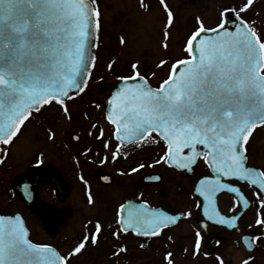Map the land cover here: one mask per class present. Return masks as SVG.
<instances>
[{
  "label": "snow or ice",
  "instance_id": "6c2138e0",
  "mask_svg": "<svg viewBox=\"0 0 264 264\" xmlns=\"http://www.w3.org/2000/svg\"><path fill=\"white\" fill-rule=\"evenodd\" d=\"M253 3L254 0H244L238 10L225 9L215 28H205L197 18L199 26L185 43L187 58L175 60L157 87L133 63L132 75L117 77L121 85L107 100L110 108L105 119L113 126L111 138L105 136L102 127L96 136L106 151L115 141L113 161L122 155L121 146L135 147L145 139L166 145L167 150L157 164L163 161L169 167L191 170V165L203 157L217 176L214 180L199 181L196 191L204 203L197 207H202L207 220L229 228L238 227L239 217L222 215L214 206L216 194H235V203L243 209H248L250 202L238 185L221 182V176L258 186L256 195L264 208V171L247 166L245 147L253 130L264 125V32L257 29L255 21L242 16ZM160 4L167 14L163 44L167 49V29L172 26L174 14L165 0H160ZM140 5L148 9L144 0H140ZM229 24L234 25V30H229ZM101 29L102 13L97 0H0V146L12 144L26 122L30 123L47 107L60 106L71 120L67 101L74 100L88 87L91 68L95 66L90 49L97 46L96 36ZM166 64L168 61L161 60L156 67ZM54 135L49 130L50 140ZM201 145L203 150H198ZM0 153L3 163L6 148L0 147ZM108 159L102 157L101 163ZM144 167L141 163L132 172ZM25 195L30 197L27 186ZM191 216V211L182 216L170 215L146 203L121 204L112 236L119 240L121 234L131 230L136 236L159 237L169 226ZM256 224L264 229V218H258ZM103 227L97 221L90 234H84L66 255H61L50 245L34 243L22 216L0 215V264H72L88 245H98ZM202 239L197 231L196 252ZM243 239L249 251L254 247L253 240L264 243V235ZM126 252L127 248L121 246L112 255L119 257ZM171 258L172 253H167L168 264H172ZM252 259L249 256L242 264H250ZM217 260L224 264L222 258Z\"/></svg>",
  "mask_w": 264,
  "mask_h": 264
},
{
  "label": "flooded vegetation",
  "instance_id": "af4514ba",
  "mask_svg": "<svg viewBox=\"0 0 264 264\" xmlns=\"http://www.w3.org/2000/svg\"><path fill=\"white\" fill-rule=\"evenodd\" d=\"M105 29L107 27L102 19L95 66L91 70L88 87L74 100L67 101L71 120L62 113L60 106L47 107L36 114L30 123L26 122V127L21 129V134L14 138L12 144L1 146L6 148L7 155L0 163V213L21 214L32 241L50 245L62 255H66L84 234H90L94 224L99 221L104 227L98 245H88L82 255L72 260V264H168L165 257L170 252L171 231L179 230L183 223L193 227L194 245L197 231L203 237L201 254L199 258L196 257L200 263L219 264L217 257H220L224 264H242L244 259L251 256L254 259L250 264H264V243L253 240L254 247L249 251L243 239L245 236L264 235V229L256 224L258 218H264V208L260 207L256 195L257 188L249 183L229 181L242 189L250 202L248 209L236 204L237 198L232 193L222 192L218 195L221 212L229 217H239L236 222L238 227L229 228L205 220L201 207H197L203 201L196 195L195 185L201 178L210 175L203 160H199L191 172L169 167L163 161L157 164L156 161L167 150L166 145L163 141L157 144L145 139L135 147L121 146L122 155L113 161L111 151L115 150V141L106 151L102 142L96 139L100 127L104 129L105 136L111 138L113 126L105 119L107 100L121 82L117 77L132 75L131 66L135 63L127 65L126 60L114 53V43L118 44L119 41L121 44V38L125 41L126 34L104 32ZM142 67L138 69L140 74L146 76L154 87L159 85L169 70L166 65L158 69L144 64ZM152 72L156 75L152 76ZM96 104L101 107H95ZM93 124L98 127L93 128ZM49 130L55 134L51 140L48 138ZM75 136L80 139L75 140ZM23 140L24 145L21 146ZM250 143L251 140L246 145L247 163L264 171L256 164L253 158L255 148ZM17 144L19 150L15 153ZM85 152L87 155L82 154ZM104 156L109 159L101 163ZM14 162L22 167L15 170ZM141 163L145 167L132 172V168ZM153 176L160 179H149ZM26 186L30 197L25 195ZM224 198L226 203H223ZM184 199L191 201L186 207L180 205ZM130 201L142 206L146 203L151 208H160L172 215L182 216L191 211L192 216L169 226L159 237L136 236L129 230L116 240L112 231L117 228V210L121 204ZM109 225L112 227L109 228ZM121 246L126 247L127 252L114 257V249ZM230 254L234 256L231 258ZM239 255L240 259L237 258Z\"/></svg>",
  "mask_w": 264,
  "mask_h": 264
},
{
  "label": "rangeland",
  "instance_id": "374dc122",
  "mask_svg": "<svg viewBox=\"0 0 264 264\" xmlns=\"http://www.w3.org/2000/svg\"><path fill=\"white\" fill-rule=\"evenodd\" d=\"M144 2L150 7L147 10L141 7L140 0H97L103 24L107 27L104 32L106 30L112 33L119 31L126 34V40L123 43L119 44L118 41L119 46L117 42L116 44L113 42L114 53L126 60L127 65L135 62L139 65L138 69H143V64L158 69L156 66L161 60L168 61L166 64L168 68L175 60L184 58L186 40L199 26L197 18L204 24V27L214 26L219 22L220 14L225 8L239 9L244 0H165L174 14L172 26L167 29L170 32L167 49L163 47L167 22L164 7L160 4V0H144ZM252 9L254 14L259 12L260 17L256 25L259 31L264 32V0H257ZM253 13L249 16H254ZM23 142L24 140L21 146L24 145ZM250 144L255 148L253 158L257 161L256 164L264 168V126L253 136ZM14 148L16 153L19 145L17 144ZM14 165L15 170L22 167L15 162ZM190 202L184 199L183 204L180 203V205L186 207ZM224 202L226 203L225 198ZM192 231L193 227L185 223L179 230L171 231L172 264H202L198 260L201 250L195 251ZM233 256L230 254L229 257ZM237 258L240 259V255Z\"/></svg>",
  "mask_w": 264,
  "mask_h": 264
},
{
  "label": "water",
  "instance_id": "95a60500",
  "mask_svg": "<svg viewBox=\"0 0 264 264\" xmlns=\"http://www.w3.org/2000/svg\"><path fill=\"white\" fill-rule=\"evenodd\" d=\"M229 30H234V25H232V24H229ZM209 35H214V33H209ZM96 40H97V36H96ZM94 51H95V47L94 48H91L90 49V55H94ZM117 90V89H116ZM254 131V130H253ZM198 150H203V146L201 145V146H198ZM185 151H187V150H185ZM194 165V164H193ZM192 166V165H191ZM210 168V167H209ZM210 170L212 171V173H213V177H211V178H208L209 180H214V179H216V176H217V174L213 171V169L212 168H210ZM226 179H229V178H227V177H223V176H221L220 177V180H221V182H223V180H226ZM199 186V185H198ZM258 187V186H257ZM216 208H218L217 207V204H216V197H215V205H214ZM211 207L212 206H210V211H211Z\"/></svg>",
  "mask_w": 264,
  "mask_h": 264
},
{
  "label": "bare ground",
  "instance_id": "6f19581e",
  "mask_svg": "<svg viewBox=\"0 0 264 264\" xmlns=\"http://www.w3.org/2000/svg\"><path fill=\"white\" fill-rule=\"evenodd\" d=\"M255 131H256V130H255ZM253 134H254V133H253ZM252 136H253V135H252ZM252 136H251V138H252ZM251 138H250V139H251Z\"/></svg>",
  "mask_w": 264,
  "mask_h": 264
}]
</instances>
